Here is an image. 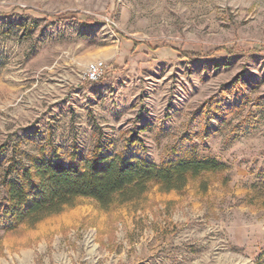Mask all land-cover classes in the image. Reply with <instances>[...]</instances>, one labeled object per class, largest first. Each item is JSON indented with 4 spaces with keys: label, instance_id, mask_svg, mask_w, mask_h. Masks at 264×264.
I'll use <instances>...</instances> for the list:
<instances>
[{
    "label": "rangeland",
    "instance_id": "rangeland-1",
    "mask_svg": "<svg viewBox=\"0 0 264 264\" xmlns=\"http://www.w3.org/2000/svg\"><path fill=\"white\" fill-rule=\"evenodd\" d=\"M95 60L103 75L88 81ZM48 139L63 157L99 142L104 155L227 168L181 192L155 185L108 209L82 197L1 228L0 264H253L264 249V0H0V176L16 145L32 154Z\"/></svg>",
    "mask_w": 264,
    "mask_h": 264
},
{
    "label": "trees",
    "instance_id": "trees-1",
    "mask_svg": "<svg viewBox=\"0 0 264 264\" xmlns=\"http://www.w3.org/2000/svg\"><path fill=\"white\" fill-rule=\"evenodd\" d=\"M45 18L53 14L43 13ZM182 56L194 58L192 52ZM99 142L83 157L73 146L63 157L49 139L36 153L24 154L16 145L14 156L1 170L4 196L0 202V229L16 228L22 222L34 224L42 218L72 206L89 197L108 209L140 198L152 186L161 191L181 192L190 181L224 172L227 165L213 157L198 158L192 154L176 156L157 165L145 158H124L102 154ZM5 145H0V153ZM20 155L21 158H15ZM253 264H264V249Z\"/></svg>",
    "mask_w": 264,
    "mask_h": 264
},
{
    "label": "built area",
    "instance_id": "built-area-1",
    "mask_svg": "<svg viewBox=\"0 0 264 264\" xmlns=\"http://www.w3.org/2000/svg\"><path fill=\"white\" fill-rule=\"evenodd\" d=\"M103 70V61L95 60L87 65L85 77L88 81H96L103 75Z\"/></svg>",
    "mask_w": 264,
    "mask_h": 264
}]
</instances>
